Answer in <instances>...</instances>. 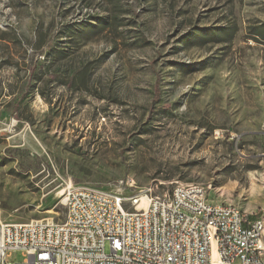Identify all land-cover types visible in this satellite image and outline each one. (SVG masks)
<instances>
[{
    "label": "rangeland",
    "instance_id": "obj_1",
    "mask_svg": "<svg viewBox=\"0 0 264 264\" xmlns=\"http://www.w3.org/2000/svg\"><path fill=\"white\" fill-rule=\"evenodd\" d=\"M262 23L264 0H0L1 220L63 221L69 185L201 184L264 216Z\"/></svg>",
    "mask_w": 264,
    "mask_h": 264
},
{
    "label": "built area",
    "instance_id": "obj_2",
    "mask_svg": "<svg viewBox=\"0 0 264 264\" xmlns=\"http://www.w3.org/2000/svg\"><path fill=\"white\" fill-rule=\"evenodd\" d=\"M207 189L69 185L61 222L4 223L0 212V264L17 252L20 264H264V216L208 202Z\"/></svg>",
    "mask_w": 264,
    "mask_h": 264
},
{
    "label": "trees",
    "instance_id": "obj_3",
    "mask_svg": "<svg viewBox=\"0 0 264 264\" xmlns=\"http://www.w3.org/2000/svg\"><path fill=\"white\" fill-rule=\"evenodd\" d=\"M236 34V29L234 27H221V28H207L198 30L192 34L189 41H193L194 44L198 46H204L206 44H218L225 41H232ZM248 35L255 42L264 44V23L259 25H252L249 27ZM194 70L187 71L191 73Z\"/></svg>",
    "mask_w": 264,
    "mask_h": 264
},
{
    "label": "bare ground",
    "instance_id": "obj_4",
    "mask_svg": "<svg viewBox=\"0 0 264 264\" xmlns=\"http://www.w3.org/2000/svg\"><path fill=\"white\" fill-rule=\"evenodd\" d=\"M131 187H132V184H131ZM201 187L207 188V187H205V186H203V185H201ZM144 190H147V189H143V190H141V191H144ZM235 211H236L237 213H245V212H243L242 210H240L239 208H237L236 206H235ZM246 214H247V213H246Z\"/></svg>",
    "mask_w": 264,
    "mask_h": 264
}]
</instances>
